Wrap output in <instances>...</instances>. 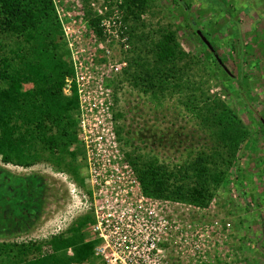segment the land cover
Here are the masks:
<instances>
[{
    "label": "rangeland",
    "instance_id": "obj_1",
    "mask_svg": "<svg viewBox=\"0 0 264 264\" xmlns=\"http://www.w3.org/2000/svg\"><path fill=\"white\" fill-rule=\"evenodd\" d=\"M180 1L150 0V8L137 23L128 18L123 0H54L66 60L73 68L68 28L76 51L86 50L79 58L87 62L96 53L105 70L111 68L103 77L108 95L97 89L96 97L113 104L126 156L132 154L141 161L157 159L169 169L184 167L204 153L212 154L214 128L208 126L204 115L187 109L186 93L177 92L173 85L160 87L164 91L155 95L143 81L137 85L131 81L132 75L143 73L137 61L144 63L148 58L151 41L159 39L164 29L175 32L187 61L196 62L190 64L189 72L194 85L202 84L207 96L221 99L247 131L235 161L226 167L218 163V168L227 172L225 181L213 185L210 202L197 205L201 210L188 213L185 220L195 226L209 224L210 229L216 225L210 242L213 264H264V122L258 119L264 117V0H226L225 4L217 0ZM102 17L123 31L107 45L110 55L96 51L93 40L96 29L91 21ZM198 30L212 44L230 76L216 64ZM117 66L122 69L117 71ZM72 78L67 76L64 89L68 96L73 94ZM99 78L94 73L92 80L98 82ZM71 150L78 153L76 162L85 176L82 143ZM55 161L43 160L29 168L0 161V241L34 242L45 251L53 236L81 217L93 215L89 186L80 185L65 164ZM204 208L207 210L202 211ZM84 230L87 240H92L90 225ZM171 248L172 264H190L179 259L174 251L177 246ZM102 263L99 257L93 262Z\"/></svg>",
    "mask_w": 264,
    "mask_h": 264
},
{
    "label": "trees",
    "instance_id": "obj_2",
    "mask_svg": "<svg viewBox=\"0 0 264 264\" xmlns=\"http://www.w3.org/2000/svg\"><path fill=\"white\" fill-rule=\"evenodd\" d=\"M123 1L128 18L137 23L150 8V0ZM226 2L217 0L218 4ZM191 22L195 27V20L191 18ZM99 24L100 19L91 21L101 34ZM199 32L207 39L200 30L198 36ZM61 41L62 27L54 0H0V161L29 168L43 160H56L85 186L81 166L76 162L78 153L71 150L79 142V100L75 86L71 96L64 93L73 68L66 60L67 51ZM205 46L230 76L222 60L206 43ZM147 54L146 62L137 61L143 73L132 75L131 81L136 85L143 81L155 95L164 91L160 87L172 85L177 92L186 93L187 109L200 117L204 115L208 126L214 128V150L211 155L204 153L175 169L157 159L141 161L132 154L127 158L147 196L206 206L213 197V185L220 186L227 177L218 163L226 167L235 161L247 131L221 99L207 96L202 84L194 85L189 72L190 64L196 62L187 61L174 31H161L160 38L151 41ZM185 76L187 79L183 80ZM258 117L263 124L264 117ZM117 134L122 142L118 128ZM93 220L90 214L81 217L53 236L45 251L34 242L0 241V264L95 263L97 240H87L84 230Z\"/></svg>",
    "mask_w": 264,
    "mask_h": 264
},
{
    "label": "built area",
    "instance_id": "obj_3",
    "mask_svg": "<svg viewBox=\"0 0 264 264\" xmlns=\"http://www.w3.org/2000/svg\"><path fill=\"white\" fill-rule=\"evenodd\" d=\"M99 25L101 34L93 32L99 49L96 51L110 55L107 45L123 31L116 30L115 22L111 25L104 17ZM65 31L74 68L71 83L79 100L78 138L86 153L84 177L93 199L94 220L90 230L92 240H97L95 255L102 259V264H172L171 247L177 246L174 251L181 256L179 259L190 264H213L210 242L216 225L210 229L209 224L195 226L185 220L188 213L201 210L197 205L157 199L144 193L117 134L114 106L107 99L96 97L97 89L101 95H108L103 77L111 68L105 70L96 53L87 62L79 58L86 50L76 51L77 46L71 42L73 35L68 28ZM121 69L117 66V71ZM94 73L100 75V83L92 80Z\"/></svg>",
    "mask_w": 264,
    "mask_h": 264
},
{
    "label": "water",
    "instance_id": "obj_4",
    "mask_svg": "<svg viewBox=\"0 0 264 264\" xmlns=\"http://www.w3.org/2000/svg\"><path fill=\"white\" fill-rule=\"evenodd\" d=\"M199 35L201 36V38L203 39V41L211 48V50L214 52V54L217 56L218 60L221 61V59L219 58L216 50L214 49V47L212 46V44L202 35L201 32H199ZM264 122V119H263Z\"/></svg>",
    "mask_w": 264,
    "mask_h": 264
}]
</instances>
